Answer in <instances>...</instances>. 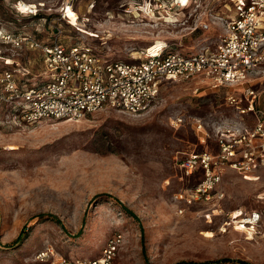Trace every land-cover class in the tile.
Here are the masks:
<instances>
[{
	"label": "rangeland",
	"instance_id": "rangeland-1",
	"mask_svg": "<svg viewBox=\"0 0 264 264\" xmlns=\"http://www.w3.org/2000/svg\"><path fill=\"white\" fill-rule=\"evenodd\" d=\"M25 1L20 3L24 11L31 2L45 3L46 9L20 13L18 0H0V27L44 41L60 27L65 45L83 44L104 59L125 62L166 46L183 54L215 47L234 3ZM67 2L73 8L64 19ZM7 57L13 68L29 72L30 84L48 80L40 52L0 44V72L8 68ZM253 88L263 90L264 79ZM232 91L195 81L165 82L144 115L105 108L79 121L15 122L8 108H0V264H51L36 258L50 249L57 259L98 258L116 232L124 240L114 264H264V167L246 176L225 167L215 189L224 193L222 200L177 198L203 178L201 171L183 177V159L192 152L218 153L214 127L234 115L225 100ZM177 118L182 124H173ZM197 119L211 133L206 143L194 128ZM252 212H259L261 221L248 228L241 219Z\"/></svg>",
	"mask_w": 264,
	"mask_h": 264
},
{
	"label": "built area",
	"instance_id": "built-area-1",
	"mask_svg": "<svg viewBox=\"0 0 264 264\" xmlns=\"http://www.w3.org/2000/svg\"><path fill=\"white\" fill-rule=\"evenodd\" d=\"M21 2L26 1L18 0L15 6L20 13L38 14L46 9L45 3L31 2L28 4L32 8L24 11ZM176 3L183 5L184 1ZM69 4L73 8L66 3L64 19ZM221 23L224 32L213 48L190 54L169 50L167 46L158 51L149 49L137 62L107 60L83 44L65 45L60 41V27H56L50 41L0 27V44L13 50L41 53L43 78L48 79L30 84L29 72L13 68L15 62L4 58L8 68L0 72V108H8L15 122L26 123L46 119L79 121L105 108L141 116L153 107L165 82L195 81L203 88L219 91L233 88L225 100L235 113L230 120H222L214 127L218 153L192 152L180 164L183 177L201 171L203 178L191 192L180 193L177 198L188 203L212 197L222 200L224 193L215 189L225 167L244 176L264 167V89L253 88L256 81L264 79V0H234L232 17ZM209 26L204 24L205 28ZM182 122V118L173 120L174 125ZM194 128L202 143L211 137L201 119L195 120ZM241 216L239 212L238 217ZM241 221L248 228H255L261 214L252 212ZM123 240L121 232L114 233L101 257L94 259H57L52 249L39 251L36 258L40 262L52 261L51 264H114Z\"/></svg>",
	"mask_w": 264,
	"mask_h": 264
},
{
	"label": "trees",
	"instance_id": "trees-1",
	"mask_svg": "<svg viewBox=\"0 0 264 264\" xmlns=\"http://www.w3.org/2000/svg\"><path fill=\"white\" fill-rule=\"evenodd\" d=\"M124 209H125V212H126L127 214L131 215L132 217L137 218V217H136V214H135L131 209L127 208L126 206H125ZM45 215H46V214H40L39 216H40V217H44ZM46 216L49 217L50 219L56 221V222H60V220H59L55 215L48 214V215H46ZM219 262H221V261H219ZM219 262H213V263H202V264H217V263H219ZM237 262H238L239 264H250L249 262L244 261V260H238Z\"/></svg>",
	"mask_w": 264,
	"mask_h": 264
},
{
	"label": "bare ground",
	"instance_id": "bare-ground-1",
	"mask_svg": "<svg viewBox=\"0 0 264 264\" xmlns=\"http://www.w3.org/2000/svg\"><path fill=\"white\" fill-rule=\"evenodd\" d=\"M30 8H32V7L28 6V9H30ZM28 9H27V10H28ZM70 9H72V7H71L70 4H69L68 8L66 9V13H65L66 18H67V16H68V11H69ZM160 49H162V48H156V49H154V51H158V50H160Z\"/></svg>",
	"mask_w": 264,
	"mask_h": 264
}]
</instances>
